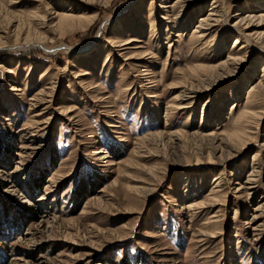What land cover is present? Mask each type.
<instances>
[{
    "label": "rangeland",
    "instance_id": "obj_1",
    "mask_svg": "<svg viewBox=\"0 0 264 264\" xmlns=\"http://www.w3.org/2000/svg\"><path fill=\"white\" fill-rule=\"evenodd\" d=\"M237 13L264 0H0V264H264V19ZM250 99L222 162L201 139Z\"/></svg>",
    "mask_w": 264,
    "mask_h": 264
},
{
    "label": "bare ground",
    "instance_id": "obj_2",
    "mask_svg": "<svg viewBox=\"0 0 264 264\" xmlns=\"http://www.w3.org/2000/svg\"><path fill=\"white\" fill-rule=\"evenodd\" d=\"M220 10L224 14L227 13L225 11V9H220ZM237 14H238V19L240 20L239 23L241 25H243V26L245 25L246 29L251 24L253 26L254 25L253 23H254V21H256L257 18H261L262 20L264 19V13H261V15H259V16L251 15V14L243 15L241 13H237ZM209 15L210 16L211 15H218V13L216 12V10H213V11H211V13ZM209 20H212V18H210L209 16L205 17V18H201V20H200L201 23L197 25L199 28H201V30L198 31L199 38H203L208 33L207 32L208 29L209 28H213L214 24L211 23ZM216 20H218V19H216ZM256 37H257V39L262 40V34H260V35L258 34V36H256ZM251 38L252 37L250 35V39ZM235 43L238 44L239 40H236ZM262 43L264 44V40H263ZM237 48L239 49V51H242L243 49H245L243 45L239 46ZM263 48H264V45H263ZM238 55L230 56L227 60H225L224 62H222L219 65V69L222 70V71H224L225 69H231L233 66H235V64H237V61L240 60L243 57V55L242 56H240V55L238 56ZM263 72H264V69H263ZM263 79H264V77H263ZM262 81L263 82L261 84H259L258 86L256 85V86L252 87V89H254V92L250 96V98L252 97V98H258L259 99L261 96L264 95V80H262ZM204 88L205 87L203 86L202 89H204ZM185 89L186 90L189 89V90L183 91L180 94H178L175 97L176 100H179L180 98H184L185 96L187 98H190L191 96L196 95L195 93L198 91V89H196L195 86L194 87H188V88H185ZM181 103H183V102H179L178 104L175 103L177 105L176 107H178L179 109L184 108L185 106H180ZM252 103H253V101L251 99L247 100L246 109L243 112H241L240 120L237 122V124H235L236 125L235 128L227 136L218 137V136L214 135L213 132H210V133L206 134V137H204V139L203 138L201 139L203 144H205L207 142V144L211 145L213 149H220L221 150L219 158L221 159L222 162H225L226 160H228L229 157L232 156L231 155L232 151L235 150L234 146L231 145L232 141L236 140V139H239L242 136L244 137V135L248 132V129L250 128L251 124L253 123L255 111L252 108ZM246 143H247V141H246ZM236 150H238V149H236ZM210 153H211V151H210ZM255 157H256V155H255ZM222 175H223V173H221L220 176H222ZM216 192H218V190ZM217 196L218 195L216 193L215 196L211 197L208 201H206V202L202 201L200 203L191 205L190 208H191V210L199 211V210H203L205 208L207 209L208 206H213L215 203L217 205L219 203V200L217 199ZM215 222H217V221H215ZM214 226H216V225H214Z\"/></svg>",
    "mask_w": 264,
    "mask_h": 264
}]
</instances>
